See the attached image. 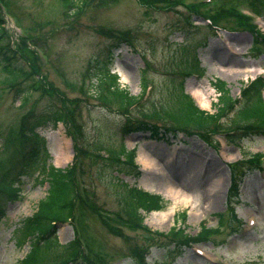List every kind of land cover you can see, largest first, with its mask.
<instances>
[{
    "label": "rangeland",
    "instance_id": "rangeland-1",
    "mask_svg": "<svg viewBox=\"0 0 264 264\" xmlns=\"http://www.w3.org/2000/svg\"><path fill=\"white\" fill-rule=\"evenodd\" d=\"M249 1L117 0L103 6V0H86L82 4L81 0H74V6L80 8L66 7L65 10L62 0H0V18L5 29L0 38L3 44L12 45L15 53H9L8 60L0 53L1 168L17 163V145L11 139L13 129L18 127L27 110L40 111L49 103L74 105L78 124L71 129L67 130L62 122L45 123L37 129L38 137L45 139L48 163L58 168L71 166L75 155L74 139L80 145L87 144L91 152L94 148H103L100 152L103 155L107 147H117L123 139L125 146L136 148L135 160L140 170V175L135 177L126 172L124 166L120 167L124 170L118 171L106 167L100 159L88 165L89 158L78 154L83 169L79 174L81 188H87L93 206L79 205L77 229L81 237L88 239L93 252H98L109 264H137L130 249L147 243L142 230L122 227L119 232L111 233L102 223L104 213L111 214L120 209L121 188L113 182L122 181L162 196L164 207L156 211L167 212L164 221L158 223L153 219L150 215L153 211L142 213L144 224L163 236L173 226L184 227L186 234L194 235L201 223L217 227L216 214L224 216L219 231L203 242L184 248L181 253L171 251L174 243H152L146 255H142L145 263L264 264V163L263 169L249 172L241 182L236 219H230L228 215L227 199L231 177L228 164L242 155L263 153L264 137H244L240 146L219 138V145L213 146L199 135L188 132L169 136L167 141L149 139L148 134L141 132L125 137L120 135L126 117L138 119L139 111H151V102L155 104V100L165 105L168 88L172 85L168 81L170 76L182 78L184 92L190 94L201 109L213 112L219 97L215 82H224L230 96L239 98L240 89L247 81L264 74V47L255 44L256 33L245 27L250 20L240 16L246 17L243 13L249 12ZM256 3L259 14L249 12L248 15L259 27V33L264 35V0H256ZM208 16L214 17L217 28L208 24L205 20ZM110 31L129 36L130 42L134 41L142 48L138 52L121 42L122 45L113 50L110 68L119 74L120 86L130 95L138 96L144 84L143 73L154 86L150 97L137 107H128L127 111L118 109L116 103L104 104L86 89L87 75L95 65V56L101 59L116 43L115 38L106 35ZM183 51L188 52V61L195 55L199 66L191 74H169L188 66H182ZM142 54L151 66L145 72ZM8 62L24 65L27 69L28 63L33 65L34 62L39 74H31L28 79L19 78L13 83L3 82L6 73L2 68ZM16 83H20L19 86ZM29 85L33 91L28 93L22 105L23 95L16 96L15 90ZM201 94L206 100L202 104L198 101ZM262 96L264 102V90ZM165 124L170 125V122ZM62 141L67 142L70 158L59 165L55 162L54 147ZM28 147L35 149L31 148L33 142H28ZM146 158L157 164L159 172L145 164ZM40 169L38 165L18 176L20 182L17 184L16 181L15 185L19 188L14 198L2 197L0 264H20V259L30 251L33 235L23 238L21 226L47 192L48 184L41 180ZM1 172L2 169L0 175ZM183 181L191 186L184 187ZM166 182L172 183L174 190L187 200L174 201L167 196L163 188ZM206 187L218 190L216 197L209 198L212 200L204 195ZM184 210L186 219L180 223L179 213ZM76 225L70 221L55 222L58 240L62 243L70 241ZM53 236L51 233L49 237ZM164 238L162 240L166 241Z\"/></svg>",
    "mask_w": 264,
    "mask_h": 264
},
{
    "label": "trees",
    "instance_id": "trees-1",
    "mask_svg": "<svg viewBox=\"0 0 264 264\" xmlns=\"http://www.w3.org/2000/svg\"><path fill=\"white\" fill-rule=\"evenodd\" d=\"M62 1L64 9L66 7H75L74 0ZM114 1L116 0H104L103 5ZM240 16L246 20L245 17ZM2 21L0 18V36H4L2 32L3 26L1 25ZM245 27L252 33H256L255 44L264 47V35L259 33L255 25L247 24ZM5 43L3 44L0 38V53H3L4 59L8 60L11 57L9 53H15L9 49V43ZM114 45L117 46L119 44L114 43ZM108 54L98 62L99 67L95 73L96 97L104 104L111 105L116 103L119 108L124 109L129 102L135 101L138 97L130 95L125 88L120 87L118 76L108 67L113 53ZM187 54L188 52L183 51L184 57ZM192 57L190 61L181 59L182 66H188L184 70L181 69L174 74L184 75L188 71L195 70L199 66V60L195 55ZM2 70L6 73V80H3V82L8 83L17 82L16 80L19 78L28 79V76L31 75V72L26 66H16L9 62ZM168 81L172 85L168 88V99L165 105H161L158 100H155V104L152 101L151 111L146 112L149 120L123 123L121 125V131L123 133L143 132L148 133L152 138H162L167 133L173 134L176 133V130H180L195 133L213 146H216V143L212 139L213 134L218 132L226 140L235 144H239L240 139L246 136H264V102L262 98L264 78L262 76L251 80L248 86L241 90L244 101L236 110L234 108L238 100L230 96V91L224 82H215L214 88L218 91L219 97L215 104V111L213 112L201 109L195 103L194 99L184 92L182 78L179 80L170 76ZM18 90L19 93L20 91L25 92L26 87ZM26 96H24L23 104L27 100ZM43 108L40 111L37 110L25 116L26 119H30L27 131L34 139L36 138L34 142L36 144L35 149L28 147V142L30 141L24 137L21 129L16 127L13 129V134L11 133V140L17 145V163L12 165V167L9 166L4 169L0 166V169H2L0 202L3 199L2 197H15L16 191H18L15 182L17 181V184L20 182V177L18 176L28 173L32 169H36L38 165L41 168L38 171L42 172L43 175L41 180L48 184L45 196L38 201L34 213L26 217L23 226H21L22 233L24 234L23 238L28 234H32L33 238L30 251L20 259V264H107L98 252L92 251L90 245L86 248L79 237H75L63 244L58 241L55 235V221L70 219L76 208V200L79 198L80 200L84 199L78 190V182L75 178L74 168L61 169L47 162L48 153L44 146V139L38 137L36 127L45 123L55 124L56 121L65 115L62 113L63 109L57 103H49ZM230 113L232 114L229 115ZM66 114H68V111H66ZM166 122H170V125H166ZM70 123L75 126L74 119H71ZM101 150H103L101 147L94 148L92 152L90 148L84 150V153L86 152L84 157L90 160L88 165H92L93 162L100 159L105 163L106 167H112L118 171L125 169L126 172L138 176L139 171L135 163L134 150L125 149L123 143H120L117 147H107L104 155L100 153ZM260 155L258 153L249 157L244 156L242 160L234 162L230 166L232 175L227 198L230 219H235L236 216L234 213V205L239 201V181L241 174H245V169L252 171L255 167H258V157ZM10 173L17 174L10 175ZM113 185L121 188L120 209H117L111 214L104 213L101 216V220L104 222L105 227L114 233L119 232L122 227H126L132 231L142 230L145 233L144 237L147 243L134 246L130 249L137 264H146L143 258L144 250H147L152 243H174L171 251L181 252L182 248L187 246L189 242L207 240L210 235L219 231L218 229L223 225L224 216L222 213H218L216 214L218 216L217 227H208L203 222L200 225L199 231L193 236L186 234L184 228L175 226L171 227L164 236L161 232H149L143 225L141 210L145 212L160 210L164 207V199L158 194L149 193L136 186H129L122 181L120 183L114 181ZM81 203L83 204L82 201ZM90 205L93 206V203H90ZM179 215L182 221H184L186 212L183 211ZM51 233L54 234L53 237H49ZM163 237H165L164 239L166 241L162 240ZM39 240L42 241L41 244H39Z\"/></svg>",
    "mask_w": 264,
    "mask_h": 264
},
{
    "label": "bare ground",
    "instance_id": "bare-ground-1",
    "mask_svg": "<svg viewBox=\"0 0 264 264\" xmlns=\"http://www.w3.org/2000/svg\"><path fill=\"white\" fill-rule=\"evenodd\" d=\"M236 74H238V72H236ZM200 104L205 103V97H203V94L199 95V100ZM54 156H55V162L59 165L65 163L69 158H70V152L69 149L67 147V142H58V145H56L54 147ZM145 164L148 166H152L153 170H157L159 172V168L156 167L157 164H154V162H152L150 160V158H146L144 160ZM184 183H182V185L186 188H189L191 185H189L188 183H186L185 181H183ZM163 188L165 190V192L167 193L166 195L171 197L174 201H179V200H187V197L184 195L179 194L178 191L174 190V186L172 183L170 182H166L163 184ZM210 187H206L205 191H204V195L207 196V199L209 198H214V196L216 197L217 195V188H210ZM212 200V199H209ZM166 211H153L150 213L151 217L155 220L158 221V223H161L162 221L165 220L166 218Z\"/></svg>",
    "mask_w": 264,
    "mask_h": 264
}]
</instances>
